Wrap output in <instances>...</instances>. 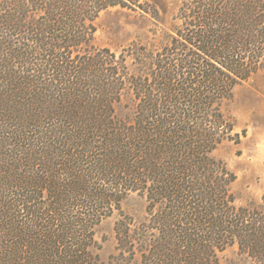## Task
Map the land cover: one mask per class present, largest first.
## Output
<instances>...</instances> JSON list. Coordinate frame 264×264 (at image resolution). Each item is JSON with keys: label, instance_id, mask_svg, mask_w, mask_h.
<instances>
[{"label": "trees", "instance_id": "obj_1", "mask_svg": "<svg viewBox=\"0 0 264 264\" xmlns=\"http://www.w3.org/2000/svg\"><path fill=\"white\" fill-rule=\"evenodd\" d=\"M140 5L0 0V264H220L234 244L264 264V205L214 153L240 141L234 88L264 71V0H183L158 47L95 44L101 12Z\"/></svg>", "mask_w": 264, "mask_h": 264}, {"label": "rangeland", "instance_id": "obj_2", "mask_svg": "<svg viewBox=\"0 0 264 264\" xmlns=\"http://www.w3.org/2000/svg\"><path fill=\"white\" fill-rule=\"evenodd\" d=\"M140 7H113L100 13L95 21V44L119 52L132 44L158 47L176 23L183 0H140ZM233 98L226 102L225 110L235 118V131L240 141L224 140L214 151L236 173L233 190L239 203L256 201L264 205V71L253 74L234 88ZM135 100L125 91L117 107L119 112L130 110ZM245 129V135L241 130ZM124 212L134 220L145 215L146 201L137 193L122 201ZM114 212L96 228L100 243V258L106 261L115 251ZM220 264H253L238 250L236 244L219 252Z\"/></svg>", "mask_w": 264, "mask_h": 264}]
</instances>
